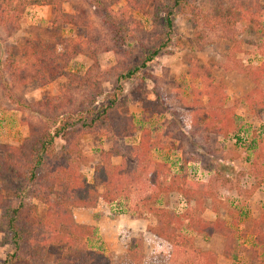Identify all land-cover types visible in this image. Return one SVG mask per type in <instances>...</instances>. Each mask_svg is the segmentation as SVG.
I'll list each match as a JSON object with an SVG mask.
<instances>
[{
  "label": "trees",
  "instance_id": "16d2710c",
  "mask_svg": "<svg viewBox=\"0 0 264 264\" xmlns=\"http://www.w3.org/2000/svg\"><path fill=\"white\" fill-rule=\"evenodd\" d=\"M86 1L94 13L101 17L105 28L115 38L121 39L130 34L126 18L129 10L141 8L143 4L142 0H126L125 7L118 11L122 18H118L117 14L110 11L119 0ZM196 2L167 0L166 3H160L155 12V22L163 21L162 27L171 29L172 16L184 15L195 29L203 25L212 28L209 30L217 28L230 38V33L243 16L256 18L264 14V2L232 0L230 6H224L220 1L209 13L198 9ZM31 4L28 0H0V32L7 37L18 32L22 17ZM44 4L51 8V24L55 31H59L63 25L88 26L86 11L67 14L63 11L64 0H46ZM92 38L94 41L97 39ZM87 43V40L68 41L58 37L44 41L32 37L25 39L19 50L9 45L12 52L9 49L7 51V79L2 78L4 96L13 108L28 112L38 122L28 123L29 136L18 148L0 145V233L3 235L0 246L8 244L12 247L2 264H40L50 246L63 249L58 264H111L110 258L103 251L89 246V242L95 238V228L78 223L74 211L92 210L100 201L113 203L119 198L127 202L131 213L138 215L144 210L155 217L156 223L148 226L147 231L151 237L169 246L168 259L171 263L217 264L218 256L215 252L190 247V238L184 233L189 229L207 239L222 237V256L226 260L232 259L236 254L234 247L237 246V249L239 242L235 219L233 223H227L221 218L210 221L203 217L208 205L212 206L213 214L219 213L216 195L209 182L189 181L184 174L171 175L166 163L153 161V150H163L166 142L163 136L146 127L141 128L136 143L126 142L134 140L137 134L133 118L122 114L120 110L127 103L138 102L143 121L171 111V104L166 99L151 101L142 96L144 82L152 79L142 71L164 49V44L148 52L132 66L126 65L120 69L115 67L107 71L115 79L113 92L107 94L103 103L98 102V98L103 96L99 86L103 75L91 71L87 72L84 79L80 78L82 82L75 89L77 92L84 87L90 93L79 102L72 93H62L35 105L14 95L11 86L20 89L37 81L45 85L61 76L66 77L67 73L60 66L61 60L77 54ZM57 46H62L63 51L56 52ZM91 56L95 59V52ZM240 72L253 85L244 97L248 111L257 118L264 116V59L256 67L241 65ZM134 80L137 81L136 86L124 94L123 84ZM202 82L204 93L196 94L198 97L205 95L207 103L186 108L190 109L192 115L184 118L181 125L187 130H194L193 134L201 132L199 134L204 137L210 134L227 137L231 132L238 133L232 111L223 109V98L226 95L222 88L219 84H213L209 73ZM171 126L175 129L177 127L174 122ZM85 134L101 136L110 143L106 151H101L100 163L94 168L102 192L95 184L87 182L80 171L86 161L79 148ZM251 137L255 146L251 149L253 157L249 160L248 175L256 180L263 179L264 168L259 161L264 158V145L255 133ZM58 141L64 144L57 147ZM115 158L121 160L117 165L112 163ZM171 193L183 197L187 208L182 215H174L158 205L162 198ZM12 194L17 203L10 199ZM32 200L44 206L42 217ZM249 236L253 246L246 252L250 254L252 264H258L261 262V251L264 250V212L259 219L253 220Z\"/></svg>",
  "mask_w": 264,
  "mask_h": 264
},
{
  "label": "rangeland",
  "instance_id": "374dc122",
  "mask_svg": "<svg viewBox=\"0 0 264 264\" xmlns=\"http://www.w3.org/2000/svg\"><path fill=\"white\" fill-rule=\"evenodd\" d=\"M28 1L32 4L28 6L22 17L21 29L9 37L0 32V145L18 148L29 136L28 123L38 122L37 118L28 112L13 108L4 96L2 78L7 79V51L9 49L12 52L9 43L18 49L25 39L32 37H38L44 41H52L58 37L68 41H88L77 54L61 60L60 66L63 72L67 73L66 77L61 76L45 85L37 81L20 89L11 86L16 97L31 105L62 93H72L78 102L82 101L87 98L86 94L89 91L84 87L77 92L75 89L88 71L103 75L99 80L103 96L98 98V102L103 103L102 100L107 94L113 92L115 79L113 74L107 71L115 67L120 69L126 65L132 66L139 59L142 60L148 52L164 44V49L142 71L152 77L144 82L142 96L151 101L159 98L166 99L171 104V111L168 110L150 117L148 121H143L144 117L138 102L127 103L120 110L122 114L133 118L137 134L134 140L126 142L136 143L142 127L163 136L166 147L163 150H153L152 160L166 163L171 175L184 174L189 181L209 182L216 195L219 213L213 214L212 206L208 205L203 215L206 220L214 221L221 218L231 223L235 219L239 242L238 248L234 247L236 254L232 259L226 260L222 257L224 242L221 238L207 239L189 229L184 233L187 238H190L192 249L215 252L218 256L217 264H252L251 256L246 250L253 246L249 231L259 210L255 206L261 207L264 211V178L256 180L248 175V171L249 160L253 157L251 149L255 146L251 137L253 133L262 140L264 145V116L255 117L244 103V97L252 90L253 85L240 72V66L256 67L264 59V14L256 18L249 15L243 16L230 33V38H227L217 28L209 30L212 28H205L203 25L195 29L184 15L174 14L172 28H163V21L155 22V12L160 3H166L167 0H142L141 8L129 10L126 18L130 34L121 39L115 38L105 28L101 17L94 13V9L86 0H64L63 11L71 15L81 10L86 11L88 26L63 25L59 31L53 29L52 12L51 8L44 4L46 0ZM196 1L195 6L198 9L209 13L217 2L221 1L224 6H230L232 0ZM248 1L264 2V0ZM126 3V0H119L110 13L122 18L118 11H121ZM79 19L82 21L81 18ZM92 37L97 39L94 41ZM61 51L63 47L57 46L56 52ZM92 52H95V59L91 56ZM208 73L213 79V84H219L224 91L226 96L223 98V109L232 111L236 118L235 129L238 133L231 132L227 137L216 134L204 137L199 134L201 132L193 134L194 130H187L181 125L184 118L187 119L189 114L192 115L190 109L186 108L190 105H206V96L198 97L196 93H204L202 81ZM135 82L137 81L124 83L123 93L127 94L131 91L136 86ZM172 122L177 125L176 129L171 126ZM169 131H172L171 134L165 136ZM237 134L238 136L235 137ZM63 144V141H58L57 147ZM109 146L110 143L105 138L85 134L79 147L86 157L80 171L87 182L95 184L101 192L103 189L96 181L94 168L100 163L101 151H106ZM120 162L119 158L112 160L114 165ZM259 162L264 168V158ZM10 199L16 200L17 203L13 194L10 195ZM32 203L38 207L42 217L44 206L36 200H32ZM158 205L178 216L182 215L187 208L183 197L175 193L162 198ZM136 214L129 211L128 204L123 198L106 204L100 201L92 210L74 211V217L78 223L95 228V238L89 242V246L103 251L110 258L111 264H179L171 263L168 259L170 248L166 243L151 237L149 232L141 231L142 225L153 226L156 223L155 217L144 210ZM133 216H140L141 224L136 222L134 232L127 233L129 229L127 220ZM136 217L131 219L134 220ZM2 237L0 233V243ZM125 250L128 252L126 253ZM10 251H12L10 245L0 246V264ZM62 252L61 247L50 246L40 264H58ZM260 261L258 264H264V250L261 251Z\"/></svg>",
  "mask_w": 264,
  "mask_h": 264
},
{
  "label": "crops",
  "instance_id": "0c3cea01",
  "mask_svg": "<svg viewBox=\"0 0 264 264\" xmlns=\"http://www.w3.org/2000/svg\"><path fill=\"white\" fill-rule=\"evenodd\" d=\"M52 12V11H51ZM17 33V32H16ZM10 45H13V44H11V43H9ZM255 208H259V210L257 211V214L255 215V217H254V220L255 219H259L260 217H261V214L264 212L263 210H261V207H259V206H255ZM131 218H133V217H130V218H128V220H127V227L129 228L126 232L127 233H130V231L131 232H134V230H135V224H136V222H138V224H141L140 222L141 221H139V218H134V220L133 219H131ZM253 222V221H252ZM141 227H143V229H141V231L143 232V233H147L148 231H147V227H145V226H141ZM129 236H131V235H129ZM217 237H219V236H217ZM219 238H221L222 239V237H219ZM129 240H130V238H129ZM223 240V239H222ZM128 249V248H127ZM126 251V250H125ZM128 251H126V253H127ZM223 257V256H222Z\"/></svg>",
  "mask_w": 264,
  "mask_h": 264
}]
</instances>
